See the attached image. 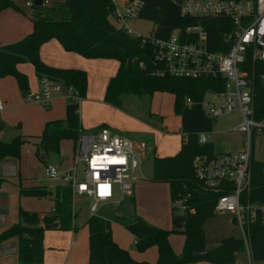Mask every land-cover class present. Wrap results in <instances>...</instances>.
Wrapping results in <instances>:
<instances>
[{"label":"trees","instance_id":"trees-1","mask_svg":"<svg viewBox=\"0 0 264 264\" xmlns=\"http://www.w3.org/2000/svg\"><path fill=\"white\" fill-rule=\"evenodd\" d=\"M139 19L151 22V34L156 39L165 40L175 29L200 24L207 32L208 44L212 51L223 47V35L228 29L223 19H193L184 17L180 8L172 0H143ZM16 6L12 0H0V12ZM30 16L32 32L23 39L0 47V78L14 76L22 88L27 91L26 78L16 66L29 63L35 74L46 77L64 87L73 89L72 96L84 98L87 90V77L84 71L74 69H56L43 64L39 58L41 46L50 40H56L67 52L76 53L87 59H112L118 62L117 74L108 81L105 102L116 107L121 106V96H152L156 92H167L174 96V111L181 119L182 144L179 151L170 157L153 158L152 182H164L169 185L172 211L174 203L186 199L192 213L183 217L173 216L170 231L155 228L139 217L129 221L125 228L134 238L135 248L143 252L156 247L158 259L155 264H231L237 252L246 251L242 239L224 238L220 245L210 251L204 250L205 233L203 224L214 215V207L220 196L199 183L193 173L192 162L196 156L212 155L211 143L199 144L201 133H211L214 122L201 111L200 103L207 91L224 90V81L219 78L200 79L177 78L169 75H154L161 69L154 60L150 45L142 44L140 39L129 37L123 30L111 22L112 5L109 0H65L61 3L41 7H32ZM131 61L127 70V62ZM142 65V66H141ZM253 74L252 91L253 118L264 122V61L249 63ZM186 99L192 104L185 106ZM79 103L68 100L64 120L46 124L35 155L44 162L53 153L59 154L60 142H76L82 132L79 120ZM188 142L185 143V138ZM28 139V138H27ZM24 137L12 141L0 142V162L19 159ZM250 185L242 195V202L264 205V161L252 159L250 164ZM25 196L44 197L50 194L44 188H23ZM56 208L52 215L39 219L38 214L19 211V222L0 233V244L11 238L18 239V264H43L42 225L59 223L63 231L72 229V195L69 186L57 187L55 193ZM184 224V230L181 226ZM85 226L89 232L88 264H147L134 261L127 250L112 240L110 221L89 216ZM172 232L184 235L185 242L181 255L173 252L168 237ZM250 258L255 264H264V226L254 224L249 227Z\"/></svg>","mask_w":264,"mask_h":264},{"label":"built area","instance_id":"built-area-1","mask_svg":"<svg viewBox=\"0 0 264 264\" xmlns=\"http://www.w3.org/2000/svg\"><path fill=\"white\" fill-rule=\"evenodd\" d=\"M112 5L111 19L129 37L140 39L151 46L154 60L161 69L154 75H169L177 78L200 79L219 77L224 81V90L207 91L200 103L202 113L215 121L221 116L239 114L241 122L231 132L243 136L242 148L235 153L199 155L192 167L196 180L206 189L219 194L214 213L229 214L241 231L248 264L250 258L249 227L264 226V205L242 202V195L250 185V164L253 159L255 136L263 135L264 125L253 118L252 91L254 77L249 63L264 61V0H172L184 17L193 19H223L228 29L223 35V47L212 51L207 32L200 24L175 29L165 39H156L136 34L132 28L144 5L143 0H109ZM34 7L33 1L26 3ZM47 0H43V5ZM142 66V65H141ZM38 93H27L26 102L42 108L59 95L80 104L82 98L72 96L73 89L64 87L46 77L39 79ZM211 96L212 99L207 97ZM218 100V103L216 102ZM192 102L186 99L185 106ZM3 110L0 98V112ZM209 134L198 136L199 144L208 141ZM188 142V137L184 140ZM151 147L146 142L133 143L129 138L109 129L92 132L82 131L76 141L72 166L61 172L54 166H45L48 180H61L69 186L73 197L92 200L91 216H96L100 204L132 196L138 181L137 172L142 167ZM78 165L83 166L82 178L78 179ZM174 213L183 217L193 209L186 199L174 203ZM184 230V224L181 226Z\"/></svg>","mask_w":264,"mask_h":264},{"label":"crops","instance_id":"crops-1","mask_svg":"<svg viewBox=\"0 0 264 264\" xmlns=\"http://www.w3.org/2000/svg\"><path fill=\"white\" fill-rule=\"evenodd\" d=\"M29 1H34V0H26V3ZM64 1L65 0H62V2ZM12 2L16 6V10L12 8H7L0 12V47L15 43L23 39L25 36H27L32 32V23L30 18L32 12L30 13L25 12L24 10H22V5L18 4L15 0H12ZM30 9L32 10V8ZM39 58L41 62L48 67L58 66L61 67L62 69H74L80 71L82 69L88 71L84 66H80L81 61L85 59H83L82 57H80V55L76 53L65 51L61 47L59 42H57L56 40H50L49 42L41 46L39 50ZM16 69L21 75H23L26 78L27 91L23 92L22 88L20 87L14 76L9 75L0 78V98L3 107V110L0 112V142L8 143L12 141L14 138L19 136L28 139L21 148L19 159H8L5 160L4 162H0V169L4 168L6 170V168L8 167H10V169L17 168V175L19 177V182H18L19 188L20 187L26 189L34 188V187L44 188L47 191H49L50 194L44 196L43 199H47V200H49L50 198L55 199V193L57 187L66 186V185L61 180H55V181L48 180L44 174L45 168L42 169L38 162L32 161L31 153L33 151L35 153L36 146L39 143V137L42 135L46 124L49 122L65 119L66 104L68 102L67 97L64 94L55 97L46 108H42L38 104L33 102H26L24 96L27 93L39 92L40 90L39 77L35 74L34 67L29 63L18 64L16 66ZM109 72L111 73L106 74L103 77L104 84L98 95L93 96L91 93L88 94L89 91L88 89L86 90L87 95H85L83 100H81L78 110L80 128L84 132H92L106 128L118 134L125 133L128 131H131L129 133L132 134L135 130H124L125 129L124 127L126 126L125 124L126 119L127 118L129 120L131 119V116H128L124 111L125 109L124 104L121 102V106L116 107L105 102L104 89L106 91L108 81L116 75L113 74L114 73L113 70ZM89 90H90V83H89ZM158 93L160 92H156L152 96ZM110 114L115 115V117L114 118L110 117ZM120 116H124L126 119ZM150 116H151L150 120L149 119L146 120L143 117L144 120L142 121V126H139L137 120L133 119L134 122L137 123V125L140 127L136 132H134L135 135L146 136L151 139V142L147 140L138 141V142H146L151 147V151L147 154L146 159L139 170V176H138L139 179L137 183L134 185L132 196L128 197L130 201H132L134 204L137 203L140 197L138 195V189L139 191L143 190L144 188L148 187L150 183L159 184V182L157 183L151 181L153 174V158L155 157L154 154L157 150L156 147L154 146L155 140L157 139V137L167 139L170 136H172L166 134V132L164 131V126H163L165 120L164 118L158 117L152 113H150ZM263 123L264 122H262V124ZM180 127H181V119H180ZM213 129L209 134L212 135ZM231 129L229 131H223L220 133L217 132L215 134L232 135V133L235 132H231ZM215 134L213 135L216 136ZM237 136L239 137L237 139V142L234 144L231 145L224 144L223 146L216 144L217 147L222 150H217L215 148V144L208 139L207 142L211 143L212 145V154L235 153L240 151L242 148L243 136L241 134ZM255 139H254V143H255ZM63 141H68V140H63ZM63 141L60 142L59 154H56L60 158V164L58 169L61 172L66 171L70 168V160H71V158H69V160L65 158V151L64 148L62 147V145L64 144ZM175 151L176 149L171 150L169 152H164L161 155V157L158 158L170 157L173 155ZM147 159H150L152 162V171L149 174H145L143 171ZM253 159L256 160L254 157V150H253ZM32 165L35 167L36 174H34L32 170L29 169L30 167H32ZM33 176L39 178H37L36 180L34 179ZM143 181H148L150 183H144ZM3 182L4 180L0 178V184ZM71 195H72V191H71ZM72 198L75 199L73 195ZM124 198L120 199L116 197L112 202L109 203L110 204L121 203L122 201H124L123 200ZM168 199L170 204V217H171V226H172V218L175 215V213L174 211H172L169 185H168ZM5 204L6 202L4 201L3 197L0 196V208L4 207ZM71 206H72V201H71ZM55 208H56V201L54 207L51 209V212L47 214V216L52 215L55 211ZM76 212L74 213L72 208V214L74 216L72 229L66 230L65 232L62 233H60L59 231H55L56 233H49L51 232L49 230L60 229L58 222H55L58 224V227L55 229L45 230L43 228L44 229L43 242H42L43 264H77L78 261L80 260L82 251L84 249V236L83 237L81 236L82 231H79V228L85 226L86 219L91 215L88 211L86 218L82 219V217L78 215L79 212L77 213ZM33 213L38 214L39 219H42L44 216H46L45 212L43 211L33 212ZM232 221L235 223L233 217H232ZM44 226L45 225H42V227ZM159 229H163V228H159ZM163 230L169 231V229H163ZM111 237L112 240L118 245V247L127 250L129 252L130 257L134 261L139 263L144 262L147 264L156 263L158 259V251L156 247H152L151 249V251L154 252L156 255L155 259L153 258V262H150L148 260L149 258L147 257H144V259L147 258L145 259L146 261H138L135 258L136 254L131 252L124 245H122L121 242H119L121 239L119 236L118 238L116 237V239L113 238L112 223H111ZM11 239L0 244V261L5 260L10 253L12 254V257L15 258L16 264H18V259H17L18 239L16 237L13 238V240ZM57 239H61V243L60 241H57ZM168 241L175 255L177 256L181 255L180 250H178V248L176 247L175 248L173 247L174 242L172 240L170 241V236L168 237ZM78 249H81L79 253H78ZM88 257H89V247L87 252V259ZM198 264H203V263H198Z\"/></svg>","mask_w":264,"mask_h":264},{"label":"rangeland","instance_id":"rangeland-1","mask_svg":"<svg viewBox=\"0 0 264 264\" xmlns=\"http://www.w3.org/2000/svg\"><path fill=\"white\" fill-rule=\"evenodd\" d=\"M15 1L18 4L22 5V10H24L25 12H33L34 9L31 10L30 7L27 6L26 0ZM60 2H62V0H47L46 5L48 7ZM111 22L114 24L113 20H111ZM131 28L136 34L147 36L151 33L153 25L151 22L138 19L133 24H131ZM82 58L85 60L81 61L80 66H84L88 70L86 71L81 69V71L86 72L87 89L89 91L88 94L91 93L93 96H96L99 94L101 88L103 87V77L106 74H110L111 72L109 71L111 70H113L114 75L117 74L118 62L112 59H87L84 57ZM51 68L62 69L58 66H51ZM207 98L213 100L211 96ZM121 102L124 104L125 113L128 116H131L130 120L128 118L126 119L124 116H120L126 119V126L124 127V130H135L134 132H136L140 128L139 126H142V121L144 120L143 117L146 120H150V113H152L158 117L165 119L163 125L164 131L166 132V134L172 135L167 139L157 137L154 142V146L157 149L154 156L161 157L164 152H169L174 149H176V151L173 153V155L178 152L182 144V139L180 136V117L174 111V97L172 96V94L167 92H160L158 94H155L154 96L141 97L135 96L133 94H125L121 96ZM216 102L218 103V100H216ZM110 117L114 118L115 115L110 114ZM133 119L137 120L139 126L137 125V123L134 122ZM240 122L241 119L238 113L234 115L219 117L217 121H215L212 135L209 134L208 139L215 144V148L217 150H222L219 149L217 145L223 146L224 144L231 145L236 143L239 137L237 136L239 135L237 133H232V135H216L215 133L229 131L231 128L237 126ZM129 132L131 131L119 134L129 138L133 143L138 142L139 140H147L151 142V139L146 136L135 135L134 132L130 134ZM213 134H215L216 136H214ZM255 138L256 139L254 143V157L258 161H264V133L263 135L255 136ZM63 143L64 144L62 145V147L65 151V158H67L68 160L69 158H71V167L75 149L74 144L76 145V142L74 143L68 140L63 141ZM31 159L32 161L38 162L42 169L45 168L46 165L58 168L60 164V158L56 154H49L45 161L42 162L37 158L33 151L31 153ZM29 169L32 170L34 174H36L35 167L33 165ZM77 171L78 179H81L83 166L78 165ZM143 171L145 174H149L152 171V162L150 159H147ZM137 175L139 176V171L137 172ZM33 177L36 180L37 178H39L36 176ZM0 178L4 180V182L0 184V196L3 197L4 201L6 202L5 206L0 208V232L10 228L12 225L17 224L19 222L20 210L29 213L43 211L46 215L51 212V209L55 205L54 198H50L49 200H47L43 199V197L25 196L20 193V188L18 186L19 177L17 175V168L10 169V167H8L6 168V170L4 168L0 169ZM143 182L150 183L148 181ZM138 195L140 197L137 203L135 204L130 201L128 197H125L123 199L124 201H122L121 203L100 204L98 207V211L95 215L96 217L102 220L110 221L112 223L113 238L116 239V237L118 238L119 236L121 238L119 242H121V244L124 245L131 252L136 254L135 258L138 261H146L145 259L149 258L148 260L150 262H153V258L155 259L156 255L154 252L151 251L152 247L146 249L143 252L138 251L134 246L133 236L125 228V225L133 218L140 217L152 227L169 229L170 231V229H172V226L170 217V204L168 199V185L162 182L159 184L150 183L148 187L144 188L143 190L139 191L138 189ZM92 204V200L87 199L85 197L76 196L75 199L72 198L73 212H79L78 215L82 217V219L86 218L89 208ZM203 230L205 233V251L213 250L214 248L219 246L224 238L233 237L235 239H242L239 227L236 223L232 221V216L229 214L215 215L214 213L212 217L205 220L203 224ZM49 231H51L49 233H56L55 231H59L60 233L65 232L60 229ZM79 231H82L81 236H84V249L82 251L81 258L77 264H87V252L89 247L88 228L87 226H84L79 228ZM11 240H13V238ZM171 240L174 242L173 247L178 248V250H180V252L182 253V246H184L185 242L184 235L172 232L170 234V241ZM57 241H60L61 243V239H57ZM80 250L81 249H78V253L80 252ZM144 257L147 258L144 259ZM0 264H16L15 258H13L12 254L9 253L8 257H6L5 260L0 261ZM231 264H248V256L246 252H237L234 257V262Z\"/></svg>","mask_w":264,"mask_h":264},{"label":"water","instance_id":"water-1","mask_svg":"<svg viewBox=\"0 0 264 264\" xmlns=\"http://www.w3.org/2000/svg\"><path fill=\"white\" fill-rule=\"evenodd\" d=\"M33 4H34V7H41L43 5V0H34ZM130 63H131V61L128 60V62H127V70H129V68H130ZM57 227H58V224L54 223V224H51V225H45L43 228L45 230H49V229H55Z\"/></svg>","mask_w":264,"mask_h":264}]
</instances>
